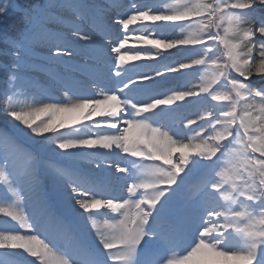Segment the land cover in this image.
Here are the masks:
<instances>
[{
  "label": "snow or ice",
  "instance_id": "1",
  "mask_svg": "<svg viewBox=\"0 0 264 264\" xmlns=\"http://www.w3.org/2000/svg\"><path fill=\"white\" fill-rule=\"evenodd\" d=\"M62 8L72 19L65 33L52 32ZM177 29L178 38L165 36ZM129 33L140 47H125ZM0 34L13 90L25 72L47 71L32 58L38 44L47 45L49 62L73 61L66 71L90 85L85 92L66 81L68 102L42 91L30 105L10 95L3 104L16 131L0 130L9 201L0 214L26 231L0 230V251L26 264H264V84L253 87L264 80V0L123 10L89 0H0ZM168 75L185 77L181 90H159ZM190 109L196 119L181 115ZM89 125L94 135L69 131ZM48 134L62 154L91 151L95 159L50 169L41 160ZM190 176L198 179L185 191ZM28 199L46 225L20 210Z\"/></svg>",
  "mask_w": 264,
  "mask_h": 264
},
{
  "label": "rangeland",
  "instance_id": "2",
  "mask_svg": "<svg viewBox=\"0 0 264 264\" xmlns=\"http://www.w3.org/2000/svg\"><path fill=\"white\" fill-rule=\"evenodd\" d=\"M163 1H165V4H171L173 2V0H163ZM55 2H56V0H40L36 3V5L37 6L48 5L50 3H55ZM89 2L102 3L103 0H89ZM125 5L130 7L131 4L127 3ZM58 16L60 17V19L56 20L55 22H57V21L64 22L65 21L64 18H62L61 9L58 10ZM64 17L66 18L67 16L64 15ZM88 32H89V27L84 30L83 34H87ZM141 34L142 33H137L136 35H141ZM132 36H134V35L132 34ZM131 41H133V42L137 43V45H139L136 37L131 38ZM73 44H75L77 47H79V46H81L82 42L77 40L76 42H73ZM40 46H41V44L35 45L33 47V50H32V58H33L34 62H36V63H40L39 55L45 56L43 54L44 51L40 49ZM64 68L66 69V67H64ZM69 77L70 78L65 79L64 81L66 82V81L72 80L74 83V86L78 83V79L81 78L79 76L74 77L71 73H70ZM36 78H37V71L29 70L23 74L21 81L16 85L14 90L12 89V85L8 84L6 87V91H5L4 103L7 101V98L10 95V96H12L13 103L20 104L19 100H20V98H22V96H20L19 93L22 90L24 84L25 83H27V84L31 83L32 84L34 82V80H36ZM197 79L200 82L199 76H197ZM13 93H15V94H13ZM63 93H64V86H61L60 92L58 93L57 96H55L56 101H53V102H68L67 98L64 97ZM69 95L71 96V93ZM14 126H15V124L12 122L11 118L7 117L4 112H0V130L15 132L16 127H14ZM82 130H83V128H81L79 132H76L75 129H70L69 131L74 136H76L79 133H82ZM20 141H21V143L25 144V146L27 145L28 147H31L32 143H33V142H30L31 140H28L26 137H23V136L20 137ZM47 150H53L54 152L48 153L51 155V157H49L48 159L41 158V160H42V162L47 164V166L50 169L54 170V169L60 168L59 164L61 163L60 161H62V160L66 161L69 159H74L73 155H70V154L64 155V154H62V152L60 150L56 149L51 134H49V140L47 141ZM68 151H69V153L75 152V150H68ZM21 162L22 161L18 162V168L21 167ZM76 163L77 162H74V164H76ZM48 180L50 181V179H48ZM0 190H1L0 203H8L9 201H8L7 197L5 196V188L2 184H0ZM15 224H17V222L11 221L10 218L0 219V230H18L16 228ZM29 259H31V258H29ZM18 262H19V260L17 258L9 257V256L5 255L3 251H0V263L1 264L2 263L3 264H18Z\"/></svg>",
  "mask_w": 264,
  "mask_h": 264
},
{
  "label": "bare ground",
  "instance_id": "3",
  "mask_svg": "<svg viewBox=\"0 0 264 264\" xmlns=\"http://www.w3.org/2000/svg\"><path fill=\"white\" fill-rule=\"evenodd\" d=\"M118 0H109V4L110 5H116V4H113L114 2H116ZM124 1H128L131 3H154L156 4L157 6L159 7H162V4L160 2H156L155 0H124ZM108 4V5H109ZM118 5V4H117ZM61 15L62 16H67V17H71V13L66 10V9H61ZM65 18V17H63ZM71 19H66V21L63 23V22H55L52 24V27L50 28V31L52 32H55V33H62V31H66L67 30V27H68V23ZM112 32L115 34L116 32H119L118 29L116 28H112ZM165 36L169 37V38H178L179 37V29H177L175 32H172L171 30H165ZM133 37V36H132ZM257 37H259V34L257 33ZM136 43L135 42H128V44L125 46L126 48L128 47H132V48H136L138 47L137 45H135ZM40 49L44 51V54L46 55V58L48 56V47L47 45H43L41 44L40 46ZM258 55V53L256 54ZM174 58L176 59L177 57L174 56ZM172 58V59H174ZM47 61V59H46ZM60 62L62 65H68L70 62L67 61L66 59L64 58H61ZM169 62V61H167ZM129 65L131 64H138L140 63L139 61H130L128 62ZM46 64V67L48 68L49 64L47 62H45ZM128 66V65H126ZM153 66H156V65H153ZM52 69H47V71H44V72H41V71H37V78H36V82H33L32 84L29 83H25L22 90L20 91V96H22V98H20V105H23V106H27V105H30L32 103V98L35 97V95H40L38 93V88H40L41 90V93L42 91H47V87H45L42 82H43V79H44V75L47 74V73H52ZM185 77H182V76H179V75H168L165 80L161 81L160 84H161V87L159 88L160 91H166L168 88H175L177 90H181L180 89V86L181 85H184V83L182 84V80L181 79H184ZM180 79V80H179ZM264 83V80H261L259 77H256L255 80H254V85L255 86H260L261 84ZM195 84H198V83H194L192 85H195ZM38 85V86H37ZM76 87H79V88H82L85 92H88L90 91V85L89 83L84 80L82 77L80 79H78V83L75 85ZM75 97H73L74 99ZM192 113H195L194 110H188V111H181V115L182 116H187V118L189 119H195L193 116H191ZM199 123V121L197 122ZM16 127V125L14 126ZM98 131V129H96L94 126H86L84 127V130L82 133L78 134L79 136H83L85 134H92L94 135L96 132ZM49 135V134H48ZM32 142V141H30ZM50 152H53V150H47L45 152H42L41 153V158H44V156ZM89 155H92L93 158L95 159V154H93L91 151L88 153ZM118 157H112V159H117ZM89 162V161H88ZM21 164H23V162H21ZM84 164H87V161L84 163ZM196 179H198V177L196 176H190L189 178L186 179L185 181V187H191L194 185ZM117 187H119V185L117 184ZM38 202V201H37ZM24 212H26L27 214L31 215L32 212H27L23 209ZM41 211H37V218H39L41 216ZM103 218H100L98 217V220H102ZM23 229V228H22ZM37 234V233H35ZM62 239V238H61Z\"/></svg>",
  "mask_w": 264,
  "mask_h": 264
},
{
  "label": "trees",
  "instance_id": "4",
  "mask_svg": "<svg viewBox=\"0 0 264 264\" xmlns=\"http://www.w3.org/2000/svg\"><path fill=\"white\" fill-rule=\"evenodd\" d=\"M25 5L32 4L31 0H21ZM19 27V25H18ZM15 33H12L14 35ZM8 47V40L3 34H0V111H2L3 103V91L6 85V79L8 77V72L5 70L6 66L10 64L11 57L6 54Z\"/></svg>",
  "mask_w": 264,
  "mask_h": 264
}]
</instances>
